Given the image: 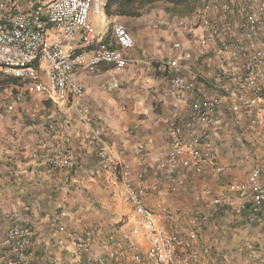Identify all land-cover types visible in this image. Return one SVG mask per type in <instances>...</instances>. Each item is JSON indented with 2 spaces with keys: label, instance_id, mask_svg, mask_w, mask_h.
<instances>
[{
  "label": "crops",
  "instance_id": "0c3cea01",
  "mask_svg": "<svg viewBox=\"0 0 264 264\" xmlns=\"http://www.w3.org/2000/svg\"><path fill=\"white\" fill-rule=\"evenodd\" d=\"M3 1L6 2L0 0V4ZM14 1L17 9L24 10L35 5L36 0ZM258 1L188 0L186 4L173 5L158 0L137 9L136 16H109L104 9L103 22L98 14L102 27L95 28L100 35L94 48L121 49L128 64L116 70L101 63L93 70L73 73L83 85V95L75 107L63 108V118L70 128L63 126L62 118L56 123L76 150L78 164L74 169L50 168L36 144L45 130L50 131L47 117L56 113V106L43 101L37 90L26 93L20 80L4 77L0 72V235L16 221L31 225V254L26 264H47L49 249L59 261H67L73 254L70 245L63 250L54 246V217L74 232L92 226L106 227V223L121 218L126 227L136 222L137 214L125 200L122 183L112 180L99 167L79 108L95 122L108 124V141L116 153L121 152L120 159L130 171L133 184L144 187L143 201L159 223L186 237L190 234L188 217L194 206L208 216L203 230L193 238L200 253L198 264H264V204L261 222L249 224L246 211L224 214L210 202L214 196L230 192L229 182L246 181L253 158L264 159V136L245 129L247 112L242 105L232 110L223 103L224 114L217 117L212 130L215 154L202 173L190 171L188 179L177 180L169 187L166 172L158 166L170 148L172 131L167 120L182 123L190 112V92L173 84L171 78L191 76L185 71L189 65L195 72L197 92L222 93L216 79V70L222 66L217 41L208 39L202 44L205 32L199 21L193 20L194 14L204 7L215 24L239 39L238 8ZM223 3L231 5L226 22L218 20L215 10ZM166 60L177 62L178 70H157V63ZM241 60L231 64L236 73L242 69ZM43 69L40 79L46 80ZM247 155L248 160L244 158ZM139 169L143 171L141 179L134 176ZM202 186L209 188L210 196L196 200Z\"/></svg>",
  "mask_w": 264,
  "mask_h": 264
},
{
  "label": "built area",
  "instance_id": "2783aa9c",
  "mask_svg": "<svg viewBox=\"0 0 264 264\" xmlns=\"http://www.w3.org/2000/svg\"><path fill=\"white\" fill-rule=\"evenodd\" d=\"M34 2L35 5L24 10L17 9L14 0L0 4V72L4 77L19 79L26 93L37 90L43 101L56 106V113L47 117L50 131L45 130L36 144L50 168L74 169L78 164L76 150L56 123L62 118L63 126L70 128L63 118L64 109L75 107L83 95V85L74 79L73 73L93 70L101 63L110 64L116 70L122 69L128 59L121 49L94 48L100 34L92 24V16L98 13L105 22L104 9L108 0ZM215 10L218 20L226 22L231 5L223 3L215 6ZM238 12L239 39L215 24L204 7L194 14L193 20L199 21L205 32L202 44L208 39L217 41L222 66L216 70V79L220 81L218 89L222 93L197 92L195 72L189 65L185 66V71L191 76L185 74L171 78L173 84L190 92V112L182 123L167 120L172 131L170 148L158 166L166 172L169 187L177 180L188 179L190 171L202 173L204 165L212 161L215 154L212 130L217 117L224 114L223 103L229 104L232 110L242 105L247 112L245 129L251 128L260 137L264 136V46L260 44L264 43V0L240 5ZM239 59H242V69L236 73L231 64ZM169 67L178 70L179 65L173 60L156 65L159 71H166ZM42 68L46 80L40 79ZM230 82L234 84L229 86ZM16 99L20 100V96ZM79 113L80 120L89 129V141L99 167L112 180L122 183L125 200L137 214V219L129 227L122 226L104 233L100 226L74 232L54 217L51 221L54 246L63 250L70 245L73 254L67 261H59L49 249L47 264H198L200 253L193 238L203 230L208 216L194 206L188 217L190 234L186 237L159 223L154 211L143 201L144 187L133 184L130 171L120 159L121 152L116 153L108 141V124L95 122L82 108ZM244 158L248 160L250 156ZM134 176L141 179L143 171H135ZM227 189L228 194L211 198L213 207L224 214L237 215L246 211L249 224L260 223L264 204V159L253 158L246 181H231ZM208 196L209 188L202 186L195 199ZM32 236L30 224L16 221L10 225L0 235V264H26L31 254L28 246Z\"/></svg>",
  "mask_w": 264,
  "mask_h": 264
},
{
  "label": "trees",
  "instance_id": "16d2710c",
  "mask_svg": "<svg viewBox=\"0 0 264 264\" xmlns=\"http://www.w3.org/2000/svg\"><path fill=\"white\" fill-rule=\"evenodd\" d=\"M158 0H108L105 7L107 15H130L136 16L139 14L136 10L146 4H151ZM173 5L181 4L188 0H162Z\"/></svg>",
  "mask_w": 264,
  "mask_h": 264
},
{
  "label": "rangeland",
  "instance_id": "374dc122",
  "mask_svg": "<svg viewBox=\"0 0 264 264\" xmlns=\"http://www.w3.org/2000/svg\"><path fill=\"white\" fill-rule=\"evenodd\" d=\"M93 25L97 29H100V27H102V22L99 19L98 13H94L93 14ZM8 82H12V81L9 80ZM121 219L112 220L111 222L106 223V227H105V225H100V227L102 228L104 233H107V232H109V231H111L113 229H118V228L122 227L125 224V222H123Z\"/></svg>",
  "mask_w": 264,
  "mask_h": 264
},
{
  "label": "clouds",
  "instance_id": "9594fccd",
  "mask_svg": "<svg viewBox=\"0 0 264 264\" xmlns=\"http://www.w3.org/2000/svg\"><path fill=\"white\" fill-rule=\"evenodd\" d=\"M10 79H15V78H10ZM17 80H19V79H17ZM22 84V83H21ZM103 171V170H102ZM104 172V171H103ZM107 174V173H106ZM109 175V174H108ZM110 176V175H109ZM110 178H111V176H110ZM127 202V201H126ZM123 226H125V224L123 225ZM130 226V225H129ZM128 226V227H129ZM126 227V226H125Z\"/></svg>",
  "mask_w": 264,
  "mask_h": 264
}]
</instances>
